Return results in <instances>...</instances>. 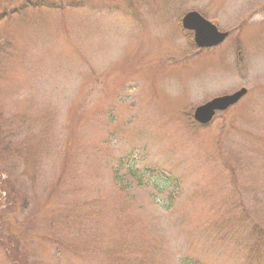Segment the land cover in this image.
<instances>
[{"label": "rangeland", "instance_id": "374dc122", "mask_svg": "<svg viewBox=\"0 0 264 264\" xmlns=\"http://www.w3.org/2000/svg\"><path fill=\"white\" fill-rule=\"evenodd\" d=\"M185 258L264 264V0H0V264Z\"/></svg>", "mask_w": 264, "mask_h": 264}, {"label": "water", "instance_id": "95a60500", "mask_svg": "<svg viewBox=\"0 0 264 264\" xmlns=\"http://www.w3.org/2000/svg\"><path fill=\"white\" fill-rule=\"evenodd\" d=\"M182 28L192 31L193 41L197 47L207 48L221 43L228 32H221L211 22L204 19L198 12L190 11L181 18ZM245 88H241L233 94L215 97L201 106L195 108L193 119L200 124H207L213 118L216 111H223L235 104L244 94Z\"/></svg>", "mask_w": 264, "mask_h": 264}, {"label": "trees", "instance_id": "16d2710c", "mask_svg": "<svg viewBox=\"0 0 264 264\" xmlns=\"http://www.w3.org/2000/svg\"><path fill=\"white\" fill-rule=\"evenodd\" d=\"M1 16H4V13ZM185 34L187 35V37H190L188 32H186ZM180 264H202V263H200L198 260H194L191 258H185V260H183V262L181 261Z\"/></svg>", "mask_w": 264, "mask_h": 264}]
</instances>
